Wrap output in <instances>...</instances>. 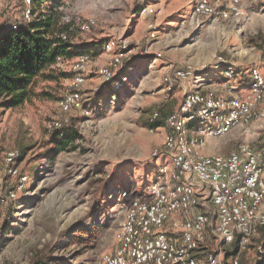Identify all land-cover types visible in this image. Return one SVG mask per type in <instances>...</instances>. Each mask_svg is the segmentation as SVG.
I'll return each instance as SVG.
<instances>
[{
  "label": "rangeland",
  "instance_id": "1",
  "mask_svg": "<svg viewBox=\"0 0 264 264\" xmlns=\"http://www.w3.org/2000/svg\"><path fill=\"white\" fill-rule=\"evenodd\" d=\"M241 3L247 19L198 16L192 13V0L34 3V19L54 4L60 23L63 16L94 19L90 33L71 35L72 43L91 55L81 86L89 110L62 114L57 106L69 88L71 66L82 49L41 73L22 105L0 108V264H37L39 260L42 264H90L114 251L115 231L124 216L121 204L128 201L120 202L119 197L143 191L167 160L164 154H155L162 146L163 129L151 126L152 115L158 112L164 118L173 112L183 93L178 83L166 87V72L189 64L198 73V81L193 79L196 86L209 88L208 79H215L212 70H223L217 67L218 60L249 68L264 53V0ZM142 5H149L153 13L141 15ZM22 9L23 0H0V26L21 24ZM149 22L156 26L150 39L146 37ZM110 38L125 39L130 49L125 62L132 70L117 89L103 85L95 74L109 58L97 48ZM157 53L160 56L155 58ZM111 92L117 93V101L102 103L105 107L100 109L99 103ZM64 118L62 128L76 131L78 137L66 149L57 150L50 123ZM232 133L209 138L207 143L228 138L231 147L242 141L261 143L256 133L246 136L241 129ZM11 151L15 152L12 164L6 160ZM13 164L19 176H26L20 187L19 176L9 172ZM13 188L15 196L10 198L7 191ZM207 240V249L212 250L215 241L210 234ZM262 241L264 228L240 252L225 256L232 244L223 246L221 264H232L233 257L237 264H257V260L264 264Z\"/></svg>",
  "mask_w": 264,
  "mask_h": 264
},
{
  "label": "built area",
  "instance_id": "2",
  "mask_svg": "<svg viewBox=\"0 0 264 264\" xmlns=\"http://www.w3.org/2000/svg\"><path fill=\"white\" fill-rule=\"evenodd\" d=\"M33 5L34 0H23L22 17L26 22L33 18ZM141 7V15L153 13L149 5ZM192 13L220 20L248 17L241 0H192ZM62 23L68 26V32H59L61 39H71L77 32L90 33L95 25L93 18L68 16L62 17ZM15 27L11 23V28ZM147 29L146 37L153 38L156 26L149 22ZM97 51L109 57L95 70L103 85L117 89L127 82L132 70L125 62L130 52L127 41L110 38ZM90 62L91 55L85 50L73 62L69 88L57 100L62 114L88 112L81 86ZM226 63L217 61L226 79L220 85L224 91L220 94L196 86L198 73L189 64L166 72L168 89L176 83L192 82L194 86L184 92L178 108L163 118L162 146L155 154H164L167 160L143 191H128L119 197V201H128L121 204L124 216L115 231V249L90 264H221L223 246L238 240L240 252L264 228V53L249 68ZM230 79L241 84H230ZM117 97L111 92L98 107L114 104ZM158 117L154 112L152 119ZM63 121L66 119L50 123L53 134L62 133ZM236 127L246 136L256 133L261 143L239 142L227 155L204 152L209 138L231 133ZM14 158L15 152L7 153L10 164ZM9 172L19 176L14 164ZM25 179V175L19 176L18 187ZM15 192V188L9 189L7 196L12 198ZM208 234L215 241L212 250L207 249ZM231 263L237 264L235 257Z\"/></svg>",
  "mask_w": 264,
  "mask_h": 264
},
{
  "label": "trees",
  "instance_id": "3",
  "mask_svg": "<svg viewBox=\"0 0 264 264\" xmlns=\"http://www.w3.org/2000/svg\"><path fill=\"white\" fill-rule=\"evenodd\" d=\"M43 0H34L41 5ZM32 14L35 15L36 6ZM54 4L48 12L40 14L29 22L22 21L11 28V24L0 26V108H16L30 97V89L35 79L49 67L62 59H68L78 53L71 39H61L58 33L68 32V26L60 23ZM72 35V34H71ZM70 36V35H69ZM71 37V36H70ZM163 118L153 120L151 126H160ZM76 131L62 128L61 134H52L51 139L57 150L66 149L77 138ZM264 248V241L261 242ZM238 251V240L232 243L225 256ZM261 260H257L259 264ZM37 264H42L39 260Z\"/></svg>",
  "mask_w": 264,
  "mask_h": 264
},
{
  "label": "crops",
  "instance_id": "4",
  "mask_svg": "<svg viewBox=\"0 0 264 264\" xmlns=\"http://www.w3.org/2000/svg\"><path fill=\"white\" fill-rule=\"evenodd\" d=\"M212 75H213V77H215V79H212V78L208 79L209 82H207L206 86H208L209 88H201V89L216 90L218 92L217 94H220V88H219L220 87V84H221V82L219 81L220 80V77L221 78L223 77L225 79V77L223 75V70H221V69L220 70L214 69L211 72V76ZM180 87H182V93L183 94H184V92L186 90L191 89V88H194L192 82H189V83L180 85ZM179 103H178V105H179ZM178 105L175 108V110L178 108ZM158 128L163 129L164 128L163 124H161V126H159ZM235 129H241V128L240 127H236ZM163 134H164V129H163ZM209 141L207 143V147L204 150L205 153H219V154H222V155H227L232 149H234L236 147L235 144L232 145V147H231V143H232L231 138H228L226 141L225 140L220 141L218 139H216V140L215 139H210ZM209 143H210V145H209ZM211 151H214V152H211Z\"/></svg>",
  "mask_w": 264,
  "mask_h": 264
}]
</instances>
